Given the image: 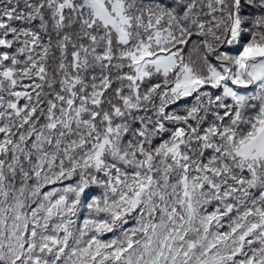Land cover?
<instances>
[{
    "label": "snow or ice",
    "instance_id": "6c2138e0",
    "mask_svg": "<svg viewBox=\"0 0 264 264\" xmlns=\"http://www.w3.org/2000/svg\"><path fill=\"white\" fill-rule=\"evenodd\" d=\"M0 264H264V0H0Z\"/></svg>",
    "mask_w": 264,
    "mask_h": 264
}]
</instances>
